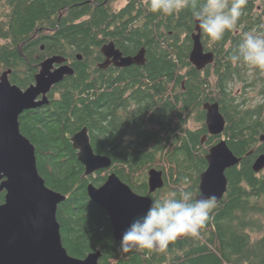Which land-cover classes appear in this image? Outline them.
<instances>
[{"label": "trees", "instance_id": "1", "mask_svg": "<svg viewBox=\"0 0 264 264\" xmlns=\"http://www.w3.org/2000/svg\"><path fill=\"white\" fill-rule=\"evenodd\" d=\"M115 3L0 0V74L12 70L11 82L26 89L47 57L64 56L74 68L73 75L53 86L49 104L20 116L22 133L36 147L40 174L49 187L67 195L58 208L65 247L78 258L100 249L101 264H264V173L253 169L247 155L264 133V77L262 70L228 59L243 33L257 27L256 0H247L235 29L220 41L202 32V42L215 60L201 72L190 62L197 24L190 9L166 16L151 12L147 0H126L119 7ZM111 41L126 54L145 48L146 64L121 73L101 68V49ZM116 75L128 78L114 89ZM238 81L243 84L241 94L234 89ZM254 82L260 98L252 103L246 89ZM131 86L143 99L140 111L121 114L120 108L128 107L124 96ZM206 102L220 104L226 118L222 135L241 158L226 171V193L199 237H181L165 253L119 252L107 212L87 191L90 182L101 185L109 170L84 177L72 136L87 126L94 150L110 156L113 170L139 193L163 196L187 181L197 196L206 154L215 140L209 137L202 144L208 134ZM192 116L201 122L196 129L188 125ZM155 126L159 129H152ZM130 133L143 142L126 145ZM152 167L162 169L165 179L155 193L148 184Z\"/></svg>", "mask_w": 264, "mask_h": 264}, {"label": "water", "instance_id": "2", "mask_svg": "<svg viewBox=\"0 0 264 264\" xmlns=\"http://www.w3.org/2000/svg\"><path fill=\"white\" fill-rule=\"evenodd\" d=\"M194 45L190 61L201 70L214 60L213 52H205L202 30L196 25ZM102 52L120 66L145 64L146 50L136 55L123 56L114 42L106 43ZM82 59V55H78ZM12 70L0 74V192L6 191V201L0 204V264H101L102 251L96 250L84 258L71 255L63 243L61 224L58 220L59 205L67 195L49 187L40 174L36 147L22 133L21 114L49 103L53 86L66 76L74 74V68L61 55L47 57L41 63L35 82L23 89L11 82ZM206 122L212 135H221L226 118L218 102H206ZM264 138V137H263ZM79 162L84 165V177L109 170L113 161L106 154L97 153L92 145L89 129L84 126L72 138ZM208 166L201 173L199 194L215 196L218 203L228 189L226 171L240 163L225 139L212 146L206 156ZM256 172L264 168V154L253 166ZM150 193L165 185L164 171L152 167L148 171ZM89 197L103 208L109 218L113 234L120 241L121 235L132 218L142 215L153 199L142 195L120 176L112 172L105 182L87 186Z\"/></svg>", "mask_w": 264, "mask_h": 264}, {"label": "clouds", "instance_id": "3", "mask_svg": "<svg viewBox=\"0 0 264 264\" xmlns=\"http://www.w3.org/2000/svg\"><path fill=\"white\" fill-rule=\"evenodd\" d=\"M247 0H147L153 13L172 16L184 9L212 41L223 39L235 29ZM234 65H247L264 70V33L244 34L238 46L228 55ZM216 206V197L195 196L185 181L176 190L154 197L147 210L132 218L121 235L118 251L133 250L165 253L181 237L197 238Z\"/></svg>", "mask_w": 264, "mask_h": 264}, {"label": "flooded vegetation", "instance_id": "4", "mask_svg": "<svg viewBox=\"0 0 264 264\" xmlns=\"http://www.w3.org/2000/svg\"><path fill=\"white\" fill-rule=\"evenodd\" d=\"M255 11L256 12H258V20H257V23H256V25H257V27H255V28H251V29H249L248 31H246L245 33H243V36H244V34H246V33H248V32H257V33H264V0H256V6H255ZM197 25V24H196ZM195 31H196V26H195V30H194V33H195ZM238 32H240V33H242V30L241 29H238L237 30ZM193 33V34H194ZM193 34H192V40H193ZM193 45H194V40H193ZM117 48V47H116ZM204 48H205V52H212L211 50H209V49H207L206 47H205V45H204ZM117 49H119V48H117ZM192 49H193V46H192ZM192 49H191V51H192ZM102 50V49H101ZM120 51L122 52V54H123V56H133V55H136V54H126L124 51H122L121 49H120ZM102 54H103V57H104V59H103V61L102 62H100V66L104 63V62H106L108 59V57H106L105 55H104V53L102 52ZM213 54H214V52H213ZM190 56H191V53H190ZM81 60V59H80ZM214 60H215V54H214ZM214 60H213V62H214ZM191 62V61H190ZM212 62V63H213ZM212 63H209L208 65H206L203 69H201V70H199V69H197V67L191 62V64L198 70V71H205L208 67H209V65H211ZM145 64H146V61H145ZM145 64H142V65H139V64H133V65H130V66H120V65H117L114 61H113V58H111L110 59V63L106 66V67H102L101 66V68H103V69H110L111 71H114V72H116V73H121V72H126L127 71V69H130L131 67H133V66H144ZM240 65H242L243 67H248V68H252V67H249V66H247V65H243V64H240ZM257 69V68H256ZM261 70V69H260ZM264 70H262V72H263ZM115 81L113 82L114 83V89H116V86L117 85H119V82L118 81H120V80H124V79H126V78H128V77H124L123 79L122 78H119V76L118 75H116L115 77ZM128 81H132V80H126V82H128ZM124 82H125V80H124ZM138 84V83H137ZM146 88V86L144 85L143 87H142V90H144ZM186 88V86H185V81H183V89H185ZM50 94H51V92L49 93V100H50ZM134 96V97H133ZM131 97H133L132 99H131ZM124 98L125 99H127V104H128V107H121L120 108V112H121V114H128V113H130V112H133L134 110H137V111H140V108L141 107H139V104L143 101V99L142 98H140L139 97V95L137 96V92L136 93H134V88L131 86V87H129L127 90H126V94H125V96H124ZM138 98H140V101H139V99ZM50 102V101H49ZM144 102H145V100H144ZM49 104V103H48ZM47 105V104H46ZM44 106V105H43ZM41 107V106H40ZM204 109H205V107H204ZM207 114V111H206V109H205V115ZM129 117V116H128ZM190 122H192L193 121V123H196V125L194 126V127H190V128H192V129H196L197 128V126L201 123L200 121H197L196 119H195V117L194 116H192V118H190V120H189ZM205 123H206V126H207V122H206V119H205ZM152 129H159V126H155V127H152ZM207 129H208V126H207ZM135 134V133H134ZM223 134V133H222ZM217 135V136H215V135H212L210 132H209V130H208V134H206L204 137H203V139H202V144H205L208 140H209V137H214L215 138V140H214V142L213 143H211L210 144V146H209V150H210V148L212 147V146H214L215 144H217L220 140H222V139H225L226 141H227V139L225 138V136L224 135ZM264 133L263 134H261V136H260V139L258 140V142H257V144H256V147H255V149L254 150H250L248 153H247V155H249V156H251V159H250V161L252 162V167L254 166V163H255V161L257 160V158L260 156V155H262V154H264ZM127 141L125 142V144L126 145H131V146H136V145H140V143H142L143 141L142 140H140V141H138V136H136V134L135 135H133V134H127ZM233 151V150H232ZM255 151L257 152V154L256 155H253V153L255 154ZM234 152V151H233ZM209 153V152H208ZM207 153V154H208ZM207 154H206V156H207ZM207 159V158H206ZM240 160H241V158H240ZM238 165V164H237ZM113 166V165H112ZM207 166H208V162H207ZM254 169V168H253ZM112 172H115L114 170H113V168L111 167L110 169H109V171L107 172V176L110 174V173H112ZM116 173V172H115ZM257 173H264V168L261 170V171H259V172H257ZM105 182V181H104ZM104 182H102V183H104ZM149 184V183H148ZM134 189V188H133ZM134 191H136L135 189H134ZM137 193H139L138 191H136ZM199 192H200V190H199ZM2 194V200L0 201V204H4L5 203V201H6V191H2L1 192ZM155 193V192H154ZM139 194H142V195H147V194H143V193H139ZM197 197V196H196Z\"/></svg>", "mask_w": 264, "mask_h": 264}, {"label": "rangeland", "instance_id": "5", "mask_svg": "<svg viewBox=\"0 0 264 264\" xmlns=\"http://www.w3.org/2000/svg\"><path fill=\"white\" fill-rule=\"evenodd\" d=\"M125 1L126 0H116L115 5H117L118 7L122 6L125 3ZM261 74H262L261 76L264 77V71L261 72ZM254 83L255 84L251 85V87H248V89H246V96L248 99H250V101L252 103H254L255 101H258L260 98V96H259L260 87H259V85H257L256 82H254ZM234 85H235L234 89H235L236 94H241L242 88H243L242 82H239V81L235 82ZM188 125L190 127H194L196 125V123H193V121L192 122L189 121Z\"/></svg>", "mask_w": 264, "mask_h": 264}]
</instances>
